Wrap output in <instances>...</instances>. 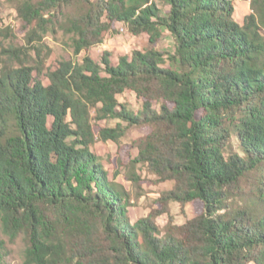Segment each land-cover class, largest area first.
Instances as JSON below:
<instances>
[{
    "label": "trees",
    "instance_id": "1",
    "mask_svg": "<svg viewBox=\"0 0 264 264\" xmlns=\"http://www.w3.org/2000/svg\"><path fill=\"white\" fill-rule=\"evenodd\" d=\"M12 1L40 65L0 63V264L19 239L23 264H264V0L242 22L235 0ZM116 25L144 35L140 49L43 75V37L61 32L78 57ZM130 129H148L136 155L106 169L92 147ZM137 165L171 188L131 223L117 178L137 185ZM170 203L195 215L177 225Z\"/></svg>",
    "mask_w": 264,
    "mask_h": 264
},
{
    "label": "rangeland",
    "instance_id": "2",
    "mask_svg": "<svg viewBox=\"0 0 264 264\" xmlns=\"http://www.w3.org/2000/svg\"><path fill=\"white\" fill-rule=\"evenodd\" d=\"M164 14L166 9L160 7ZM250 0H235V19L242 22L244 17L249 15ZM29 28L18 17L12 0H0V63L17 68L21 65L35 66L40 65L37 52L28 48L25 43V38L28 35ZM115 34L109 35L99 47L92 48L83 52L78 57H73L71 49L68 45L69 41L59 32L55 36L47 35L43 37V49L41 57H43V75L57 67L60 61H79L82 56H89L92 60L100 63L103 52H108L110 61L114 64L118 57L129 55L132 51L138 50L146 40L144 35L134 37L129 35L122 25H116ZM157 49L164 54H171L174 50L172 38L168 32L163 29V36L157 45ZM172 67L171 63H167ZM37 73V71H36ZM35 73V75H36ZM42 76V75H41ZM44 83H47L43 78ZM120 103L125 104L130 110L137 112L140 107V101L136 99L133 93H124L117 97ZM117 121H101L93 123L94 132L103 127L113 128ZM148 132V129H130L121 139L118 145L108 141H97L92 147V152L97 155L102 164L108 170L118 169L119 155L127 161L130 157L135 156L137 151L131 146L133 141L141 138ZM133 158V157H132ZM136 175L139 176L140 182L137 185L125 180L127 172L125 168H120V175L117 178L118 183L130 193L132 202L129 208V218L131 223L136 222L140 218H144L149 213L157 209L156 199L163 191L171 188L170 183L157 184L156 179L151 174L147 173L143 166L135 167ZM137 199V200H136ZM170 212L174 217V223L177 225L183 224L186 220L195 215L194 207L189 204L185 207V213H181V209L177 203H170ZM167 222L166 215H162L156 219L159 227H163ZM9 255L5 257V264H23L22 251L24 249L23 242L19 239L14 244H7Z\"/></svg>",
    "mask_w": 264,
    "mask_h": 264
}]
</instances>
